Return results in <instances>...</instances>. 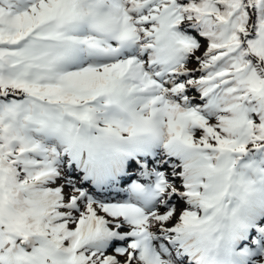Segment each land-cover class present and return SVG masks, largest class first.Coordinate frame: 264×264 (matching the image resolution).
<instances>
[{
	"label": "snow or ice",
	"instance_id": "obj_1",
	"mask_svg": "<svg viewBox=\"0 0 264 264\" xmlns=\"http://www.w3.org/2000/svg\"><path fill=\"white\" fill-rule=\"evenodd\" d=\"M0 264H264V0H0Z\"/></svg>",
	"mask_w": 264,
	"mask_h": 264
}]
</instances>
